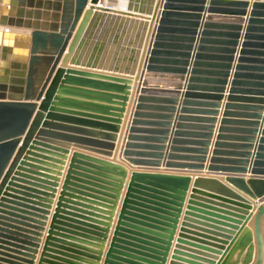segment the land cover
<instances>
[{"label": "crops", "instance_id": "crops-1", "mask_svg": "<svg viewBox=\"0 0 264 264\" xmlns=\"http://www.w3.org/2000/svg\"><path fill=\"white\" fill-rule=\"evenodd\" d=\"M41 2L42 14L55 12L49 9L50 0ZM100 3L120 11L147 13L154 10L156 0ZM171 12L187 14L194 10L175 8ZM186 20L166 25L170 31L160 40L158 76L178 74L177 70L184 67L178 62L190 61V74L195 60H217L221 64L229 55L225 43H207L217 45V49L200 51L201 37L190 50L194 26ZM252 27L247 40L250 45L242 52V37L233 70L235 73L241 65L237 70L242 74L239 81L247 84L231 88L230 81L223 91L143 88L136 130L127 148L129 157L122 154V146L137 88H131L128 96L105 93L97 86L100 81L90 80L94 85L89 88L81 86L80 81L69 85L68 75L63 74L48 103L51 88H44L41 99L34 102L28 131L0 181V264H242L243 234L253 230L255 210L249 211V216L237 213L240 209L232 204L239 203L207 188H195L194 176L178 205L164 203L170 209L154 206L136 194L128 199L133 172L154 171L133 165L127 158L151 160L163 153V161L170 168L159 169L182 174L196 170L182 169L181 164L197 163L206 157L201 172L220 179L228 174L257 178L255 186L264 188V95L256 93L264 86L254 84L264 83V79L246 77L264 76V48L258 46L264 43L258 37L264 34V25L255 23ZM146 30L141 23L108 21L97 25L81 41L66 72L79 68L130 77L126 74L138 67ZM216 38L227 39L220 35ZM2 53L0 45V77ZM66 54L57 70L62 68ZM241 57L246 60L240 61ZM200 69L209 70L204 65ZM9 72L11 76L14 71ZM6 89L10 92L18 88ZM104 97L122 100L125 107L99 102ZM172 107L177 108L173 119ZM111 109L119 111L116 121L120 131L108 158L101 153L110 151L96 143L103 141L97 134L107 133L99 124H107L104 119L113 120L102 115L114 114ZM167 130L170 135L163 141ZM99 161L120 163L127 173L119 177ZM244 169L245 174L239 173ZM231 188L251 200L238 188ZM262 230L264 236V216ZM256 261L255 251L251 264Z\"/></svg>", "mask_w": 264, "mask_h": 264}, {"label": "water", "instance_id": "water-1", "mask_svg": "<svg viewBox=\"0 0 264 264\" xmlns=\"http://www.w3.org/2000/svg\"><path fill=\"white\" fill-rule=\"evenodd\" d=\"M101 1L50 0L49 9L55 12L42 14L40 12L42 8L41 0L39 2L35 0H0V28L5 29L4 31L0 29V45L3 46V70L0 77V181L22 141L21 137L26 135L28 131L31 117L36 108L34 102L41 99L44 88H51L47 96L48 103L63 74L68 75L66 84L69 85H74L80 81L81 86L89 88L94 85L90 80L100 81L102 84H97V86L99 90L105 93L128 96L131 88H137V100L131 113L122 146V154L125 157H129L127 148L132 139V134L136 130L135 124L137 123L142 101V96L139 93L143 88H176L178 90L183 88L189 90L215 88L223 91L230 81L231 88H236L239 83L247 84L239 81L242 74L237 70L242 68L241 65L236 67L235 73L233 72L235 54L242 37L244 38L242 52H244L245 47L250 45L247 40L252 36L251 31L254 30L252 25L255 23L264 25V0H156L154 10L147 13L132 12L131 9L129 11L116 10L104 6L103 3H100ZM175 1L179 3L175 4ZM175 8L181 10L193 9L194 12L173 14L171 11ZM186 19H189L194 26L191 30L192 44L190 50L195 48L194 43L201 37L198 46L200 51L217 49V45L207 46V43H225V50L229 55L221 64L217 60L205 62L200 59L195 60L194 68L190 74H188V67L191 62L188 60L178 62L184 66L182 69L177 70L178 74L158 76L156 71L159 69L157 54L161 45L160 40L165 37L164 33L166 31H170L166 25L175 22L182 23L187 21ZM108 21H119L131 25L141 23L143 27L147 28L136 71L126 74L130 77L79 68H70L66 72L65 69H67L69 61L77 51L83 38H88L97 25ZM245 25L247 28L243 33ZM261 30L264 31V28ZM218 35L227 39L218 41L216 38ZM258 37L264 39V34ZM258 46L264 48V43L258 44ZM66 52L62 68L57 70ZM239 60L246 59L241 57ZM258 62H262V60H258ZM202 65L207 66L209 70L202 71L200 69ZM219 66L222 67L220 72L218 71ZM10 69L14 71L11 76ZM203 74L205 75L203 76ZM69 75H75L84 80L73 79ZM246 77L264 79V76L254 74H246ZM254 84L264 86V83L260 82ZM6 88L18 89L8 92ZM22 88H25V90ZM256 93L264 95V90H258ZM103 99L99 102L103 101L102 103L115 107H125V103L120 102L122 100L108 97ZM176 104L177 101L175 100ZM110 111L114 114L102 115L113 120L104 119L102 121L107 124H99L107 133L97 134L103 141L96 143L99 148L110 151L101 153L108 158L111 157V151L115 149V143L118 140L117 134L120 131V123L116 121L120 118L117 114L119 111L116 109ZM176 111L177 108L172 107L171 119L175 118ZM32 132H29L25 145L30 141ZM169 135L170 130H167L163 141H166ZM87 142L90 143V141ZM209 143H207L206 151H208ZM163 158V153H160L156 159L151 160L127 158L133 165L146 166L148 167L146 169L154 171H134L127 198L130 199L133 194H136L147 200L149 199L154 206L170 209L168 206H163L164 203L173 206L178 205L194 176L195 188H207L218 195L239 203L238 205L232 204L240 209L237 213L249 216V211H256L253 230L247 229L243 234V238L246 237V242L244 246L245 257L242 264H251L255 251L257 252L255 264H263L264 188L258 189L255 186L257 178H247L243 175L233 174H228L225 179L210 176L214 174L201 172L205 169L206 157L197 163L181 164L182 169L196 171L182 172V174L175 173L159 169L162 166L170 168V164L165 163ZM98 163L107 166L110 171L116 172L119 177L123 178L127 173V169L120 163L109 161H99ZM117 171L119 172L117 173ZM209 171H213L212 168H209ZM246 172V169L239 171L242 174ZM231 186L247 194L252 201L237 193ZM253 239L255 244H253Z\"/></svg>", "mask_w": 264, "mask_h": 264}, {"label": "rangeland", "instance_id": "rangeland-1", "mask_svg": "<svg viewBox=\"0 0 264 264\" xmlns=\"http://www.w3.org/2000/svg\"><path fill=\"white\" fill-rule=\"evenodd\" d=\"M246 28H247V27H246V25H245L244 30H243V33L245 32ZM231 79H232V77H231Z\"/></svg>", "mask_w": 264, "mask_h": 264}, {"label": "bare ground", "instance_id": "bare-ground-1", "mask_svg": "<svg viewBox=\"0 0 264 264\" xmlns=\"http://www.w3.org/2000/svg\"><path fill=\"white\" fill-rule=\"evenodd\" d=\"M105 1V0H104ZM253 1V0H252ZM104 4H106V3H104ZM239 57V56H238ZM238 59V58H237Z\"/></svg>", "mask_w": 264, "mask_h": 264}]
</instances>
